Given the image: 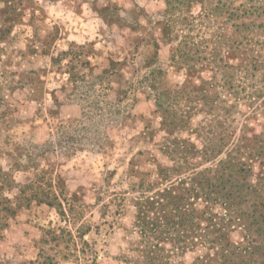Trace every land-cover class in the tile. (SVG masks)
<instances>
[{
    "label": "rangeland",
    "instance_id": "obj_1",
    "mask_svg": "<svg viewBox=\"0 0 264 264\" xmlns=\"http://www.w3.org/2000/svg\"><path fill=\"white\" fill-rule=\"evenodd\" d=\"M0 264H264V0H0Z\"/></svg>",
    "mask_w": 264,
    "mask_h": 264
},
{
    "label": "trees",
    "instance_id": "obj_2",
    "mask_svg": "<svg viewBox=\"0 0 264 264\" xmlns=\"http://www.w3.org/2000/svg\"><path fill=\"white\" fill-rule=\"evenodd\" d=\"M45 198H47V197H45ZM45 202H47V204H51L52 203L51 201H45Z\"/></svg>",
    "mask_w": 264,
    "mask_h": 264
}]
</instances>
